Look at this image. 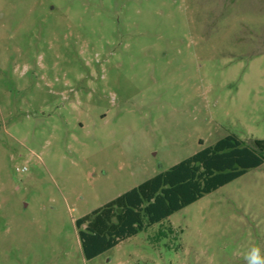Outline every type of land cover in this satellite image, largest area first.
<instances>
[{
    "label": "rangeland",
    "instance_id": "374dc122",
    "mask_svg": "<svg viewBox=\"0 0 264 264\" xmlns=\"http://www.w3.org/2000/svg\"><path fill=\"white\" fill-rule=\"evenodd\" d=\"M228 134L264 140V0H0V264L264 257V163L81 250L78 218Z\"/></svg>",
    "mask_w": 264,
    "mask_h": 264
},
{
    "label": "trees",
    "instance_id": "16d2710c",
    "mask_svg": "<svg viewBox=\"0 0 264 264\" xmlns=\"http://www.w3.org/2000/svg\"><path fill=\"white\" fill-rule=\"evenodd\" d=\"M264 163V140L246 144L228 134L75 221L81 250L91 259L121 240ZM159 228L155 238L172 233Z\"/></svg>",
    "mask_w": 264,
    "mask_h": 264
},
{
    "label": "clouds",
    "instance_id": "9594fccd",
    "mask_svg": "<svg viewBox=\"0 0 264 264\" xmlns=\"http://www.w3.org/2000/svg\"><path fill=\"white\" fill-rule=\"evenodd\" d=\"M245 259L247 260V264H264V257L261 256L259 248H252L246 254Z\"/></svg>",
    "mask_w": 264,
    "mask_h": 264
}]
</instances>
